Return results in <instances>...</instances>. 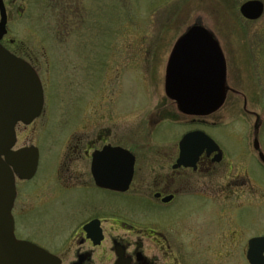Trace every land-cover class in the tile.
Returning a JSON list of instances; mask_svg holds the SVG:
<instances>
[{
  "label": "rangeland",
  "instance_id": "374dc122",
  "mask_svg": "<svg viewBox=\"0 0 264 264\" xmlns=\"http://www.w3.org/2000/svg\"><path fill=\"white\" fill-rule=\"evenodd\" d=\"M26 1V12H11L8 37L27 46L35 58L45 104L41 116L30 127L17 125L16 128L14 149L31 145L38 151L35 179L25 184L16 180V206L22 201L24 189L34 190L56 169L64 157L61 153H66V144L73 138L92 140L101 135L111 145L132 151L136 157L135 171L142 176L144 185L167 174L177 157L181 137L200 128L197 121L180 115L164 95V70L176 38L190 25L199 24L225 35L230 43L238 39L241 42L237 28L241 26L249 48L264 41L261 39L264 33L251 29L264 26V21L259 17L245 22L239 12L243 3L252 0ZM258 1L264 4V0ZM19 4L24 5L22 0ZM250 51L252 56L237 52L236 57L241 71L247 73L239 77L243 88L254 84L246 68L252 64L264 65V60L256 62L254 48ZM261 103L264 107V101ZM240 107L241 104L237 110L225 112L220 126L223 132H217L218 129L212 132L205 127L208 135L232 151L220 165V174L174 179L171 189L181 185L180 179H188L190 190L177 194L176 203L170 206V217L176 216V212L184 217L188 208L198 206L202 200L215 207V211L193 209L194 213L198 212L197 217L219 216L224 221L235 218L245 234H264V187H261L264 172L249 161L254 179L250 174L251 183L246 180L250 157L245 161L236 156L237 146L232 139L236 128L224 129L233 124L247 126L250 131L245 123L248 118L241 117ZM210 120L209 117L205 122ZM149 191L139 194L141 201H152ZM81 199L84 198L79 194L65 193L29 210L23 218L28 228L24 233L46 243L59 223L70 216L67 207ZM85 199L95 198L90 194ZM127 208L141 211L139 216H144L142 210H146L151 216V205L149 208L142 202L129 203ZM155 211L159 216L158 210Z\"/></svg>",
  "mask_w": 264,
  "mask_h": 264
},
{
  "label": "flooded vegetation",
  "instance_id": "af4514ba",
  "mask_svg": "<svg viewBox=\"0 0 264 264\" xmlns=\"http://www.w3.org/2000/svg\"><path fill=\"white\" fill-rule=\"evenodd\" d=\"M19 1L21 0H0V12L2 7L5 13L6 30L0 40V46L28 63L38 75V68L34 63L35 58L31 56L27 46L8 37L11 12L27 11L25 6L27 1L22 0L24 5H17ZM263 18L262 12L259 20L264 21ZM247 20L249 19H246L245 22H253ZM237 28L240 33L238 37L240 36L242 39L241 42L238 39V41L230 43L226 41L225 35L213 32L225 60V101L220 109L212 115L192 118L200 126L198 130L193 131H201L211 138L218 150L210 153L204 150L194 167H176L178 151L170 172L163 176L160 175L158 178L152 179L150 184L144 185L142 176L137 175L135 171L136 157L132 151L125 149L134 156L135 161L128 188L120 192L99 187L92 173L94 155L106 146L113 148L119 146L111 145L107 137L101 135L92 140L89 137L71 139L66 144V153H61L64 157L61 158V162L57 163L56 169L48 174L44 182L34 190L29 191L23 188L22 201H18L17 206L15 205L18 199L16 189V197L11 209L14 242L11 237L8 241L6 235L0 234V264H26L23 256L28 250L27 247L23 248L21 243H30L45 250L56 258L57 264H251V262L264 264V247H249L251 240L256 237L262 238L264 234H245L235 218H226L224 221L219 216L197 217L196 213L198 212L194 213L193 209L215 211V207L206 205L202 200L198 201V206L188 208L184 217L180 212H176L177 215L173 217L168 215H172L170 206L176 203L177 194L190 190L187 184L188 179H180L181 185L171 189L173 187L171 182L174 179L195 174L211 177L220 174V165L227 160V156L231 155L232 151L231 149L227 151L214 136L208 135L205 132V127L212 132L217 129V132H223L220 126L225 120L223 119L225 112L230 113L232 109L237 110L240 104L241 117L248 118L245 123L249 124L250 131H247V126L244 128L243 126H233V124L224 127V129L236 128L234 130L236 135L232 138L237 146L236 156L242 159L250 157L248 161L245 160L247 161L246 176H248L246 180L251 183L250 174L254 179L249 161L254 163L255 168L264 172V160L261 157V155L264 157V107L261 103L264 101V65L252 64L253 66L246 68L250 75L248 78L253 79L254 84L249 82L251 85L243 88L239 83V77L241 79V74L247 73L244 69V73L241 71L236 59L238 53L247 55L248 52L252 56L253 53L250 50L254 48V58L257 63H260L258 61L264 60V41L261 40L255 44V47L249 48V43L247 47L243 39L246 32L244 33L241 26ZM251 29L253 32L264 33L263 25L253 26ZM262 38L264 39V36ZM237 42L240 43V47ZM239 48H241L240 52H238ZM209 117L211 122H205V119ZM28 127L25 126V128ZM26 146L31 147V145ZM36 174L37 170L30 180H20L21 183L33 181ZM16 180L19 179L16 178ZM149 190H151L152 201H141L139 194L141 192L149 194ZM65 193H76L84 199L67 207L70 216L65 217L59 223L53 235L47 237V242H40L36 237L25 234L24 230L28 228L23 218L29 210L32 211L47 203L49 199L57 198ZM90 194L95 199L87 201L85 198ZM195 196L197 197V195ZM29 198H32L30 202ZM190 198L197 199L199 197ZM165 199H169V201H164ZM139 202L149 208L151 205V216L147 214L146 210H142L144 216H139L141 211L127 208L129 203L139 204ZM155 210H158L159 216H156L155 212L157 211ZM175 211L182 212V210ZM36 264H38L37 259Z\"/></svg>",
  "mask_w": 264,
  "mask_h": 264
},
{
  "label": "water",
  "instance_id": "95a60500",
  "mask_svg": "<svg viewBox=\"0 0 264 264\" xmlns=\"http://www.w3.org/2000/svg\"><path fill=\"white\" fill-rule=\"evenodd\" d=\"M246 19L256 20L263 12L259 1H247L240 11ZM0 40L6 33L5 13L1 7ZM197 21V20H196ZM213 31L192 24L176 39L164 72V94L177 112L188 118H203L215 113L226 97V66ZM40 79L32 67L0 46V234L14 242L11 209L16 197L15 182L30 180L37 170L35 147L14 150L17 125L33 123L44 106ZM178 144L177 166L194 167L204 150H218L203 132H190ZM261 157L264 160L263 155ZM134 156L119 147L106 146L93 157L92 173L99 187L125 191L131 181ZM164 201H169L165 199ZM23 256L26 264H57L55 257L30 243ZM250 248L264 247V238L250 241ZM250 257V255H249ZM251 264H254L251 262Z\"/></svg>",
  "mask_w": 264,
  "mask_h": 264
}]
</instances>
